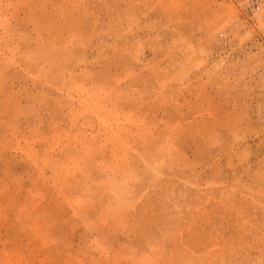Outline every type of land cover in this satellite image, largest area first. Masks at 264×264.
I'll list each match as a JSON object with an SVG mask.
<instances>
[{
  "label": "rangeland",
  "instance_id": "rangeland-1",
  "mask_svg": "<svg viewBox=\"0 0 264 264\" xmlns=\"http://www.w3.org/2000/svg\"><path fill=\"white\" fill-rule=\"evenodd\" d=\"M0 264H264V0H0Z\"/></svg>",
  "mask_w": 264,
  "mask_h": 264
}]
</instances>
